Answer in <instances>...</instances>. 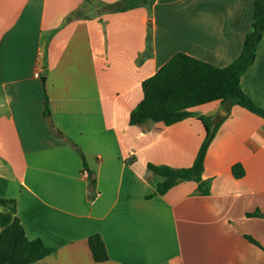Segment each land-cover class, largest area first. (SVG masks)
<instances>
[{
	"label": "crops",
	"instance_id": "crops-1",
	"mask_svg": "<svg viewBox=\"0 0 264 264\" xmlns=\"http://www.w3.org/2000/svg\"><path fill=\"white\" fill-rule=\"evenodd\" d=\"M94 1L0 0V197L15 201L29 240L55 249L36 264H264V217L248 216L264 214L263 120L238 106L223 114L203 163L208 195L189 181L152 198L147 165L190 167L205 131L195 118L128 123L142 81L175 53L231 64L253 0H152L120 13ZM240 87L264 108V35ZM94 234L103 263L87 246Z\"/></svg>",
	"mask_w": 264,
	"mask_h": 264
},
{
	"label": "trees",
	"instance_id": "trees-1",
	"mask_svg": "<svg viewBox=\"0 0 264 264\" xmlns=\"http://www.w3.org/2000/svg\"><path fill=\"white\" fill-rule=\"evenodd\" d=\"M90 2L91 0H85ZM152 0H119L108 4L95 0L102 7L98 13H120L136 8H145ZM77 11L67 21L81 16ZM264 35V0H253V16L250 30L245 34L239 56L228 66L215 67L183 53H175L160 67L155 74L141 83L142 99L130 112L128 123L131 126H143L146 123H163L170 126L187 118L201 122L205 137L200 145L192 165L188 168H172L166 165L148 164L145 180L153 188L154 196H163L181 182H195L201 195H208L210 182L202 180L203 163L207 149L225 118L204 116L193 113L191 108L218 101L222 110L229 113L233 106L241 107L263 120L264 108L254 104L251 98L242 91L240 78L253 64L258 44ZM148 55L145 51L137 59L140 64ZM44 78L42 82L44 83ZM44 116L48 117L47 100L44 102ZM235 179L243 177L241 165L232 167ZM90 179L89 173H87ZM94 184L89 180V185ZM0 264H36L55 252L54 248L45 246L39 239L29 240L16 215L15 201L0 197ZM252 217H264L254 212ZM246 239L259 247V244ZM93 262L103 263L108 255L103 241L97 234L87 240Z\"/></svg>",
	"mask_w": 264,
	"mask_h": 264
},
{
	"label": "rangeland",
	"instance_id": "rangeland-1",
	"mask_svg": "<svg viewBox=\"0 0 264 264\" xmlns=\"http://www.w3.org/2000/svg\"><path fill=\"white\" fill-rule=\"evenodd\" d=\"M92 10H94L95 12H98L100 10H102V7L98 4V2H94L92 5ZM1 211V209H0Z\"/></svg>",
	"mask_w": 264,
	"mask_h": 264
},
{
	"label": "water",
	"instance_id": "water-1",
	"mask_svg": "<svg viewBox=\"0 0 264 264\" xmlns=\"http://www.w3.org/2000/svg\"><path fill=\"white\" fill-rule=\"evenodd\" d=\"M223 114L225 115V112L222 111L221 117H223ZM47 122H50V119H47Z\"/></svg>",
	"mask_w": 264,
	"mask_h": 264
},
{
	"label": "built area",
	"instance_id": "built-area-1",
	"mask_svg": "<svg viewBox=\"0 0 264 264\" xmlns=\"http://www.w3.org/2000/svg\"><path fill=\"white\" fill-rule=\"evenodd\" d=\"M36 77H38V73L35 74ZM86 176V175H85Z\"/></svg>",
	"mask_w": 264,
	"mask_h": 264
}]
</instances>
